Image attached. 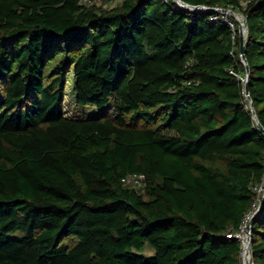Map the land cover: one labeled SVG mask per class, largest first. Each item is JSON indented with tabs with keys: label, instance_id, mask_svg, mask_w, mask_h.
<instances>
[{
	"label": "trees",
	"instance_id": "16d2710c",
	"mask_svg": "<svg viewBox=\"0 0 264 264\" xmlns=\"http://www.w3.org/2000/svg\"><path fill=\"white\" fill-rule=\"evenodd\" d=\"M108 1L0 0V264H240L226 234L256 199L264 135L239 35L174 0ZM244 13L264 127V0ZM69 74L97 114H64ZM251 237L264 264V205Z\"/></svg>",
	"mask_w": 264,
	"mask_h": 264
},
{
	"label": "built area",
	"instance_id": "2783aa9c",
	"mask_svg": "<svg viewBox=\"0 0 264 264\" xmlns=\"http://www.w3.org/2000/svg\"><path fill=\"white\" fill-rule=\"evenodd\" d=\"M102 1L103 0H81V3L86 6H91L94 4H101ZM250 1L251 0H238V4H235L234 2L230 1L229 3H227L226 6L215 5L209 7L206 5H202V8H197L195 10H208L211 13L209 16L210 20H219L223 21L225 24H228V26L232 30V37L234 39L237 34L239 35L240 28L243 31L244 37L247 34V24L244 10ZM237 76L241 79V82L244 85L245 75ZM243 94L246 98L244 89ZM144 179L145 175L142 173H131L124 177L122 179V182L124 183V185L130 187H141L144 183ZM253 189L256 193V199L253 202L251 210H249L243 216V219L236 230L229 231V233L226 234L227 238H235L240 242V264H255L251 243L252 237H249L248 235L247 224L248 221L251 219L254 211L256 210V207L264 193V175L260 184L256 185Z\"/></svg>",
	"mask_w": 264,
	"mask_h": 264
},
{
	"label": "water",
	"instance_id": "95a60500",
	"mask_svg": "<svg viewBox=\"0 0 264 264\" xmlns=\"http://www.w3.org/2000/svg\"><path fill=\"white\" fill-rule=\"evenodd\" d=\"M174 2H176L177 4L185 7V8H188L189 10H195L197 8H202V6H193V5H190L182 0H174ZM246 44H247V40L245 39L244 37V34H243V31L241 30V28L239 29V46H240V57H241V61L243 62V64L245 65V69H246V73H245V81H244V85H243V89H244V93H245V96H246V99L248 101V106L250 108V111L252 113V117L253 119L255 120L258 128L260 129L261 133L264 135V127L260 124V122L258 121L257 119V116H256V111L254 109V102L253 100L251 99L250 97V94H249V87H248V80H249V65H248V62L247 60L245 59V48H246ZM264 205V193L256 207V210L254 211L251 219L248 221V224H247V230H248V235L249 237H251L252 235V227L255 223V220H256V216L257 214L260 212L261 208L263 207ZM251 243H252V240H251Z\"/></svg>",
	"mask_w": 264,
	"mask_h": 264
},
{
	"label": "rangeland",
	"instance_id": "374dc122",
	"mask_svg": "<svg viewBox=\"0 0 264 264\" xmlns=\"http://www.w3.org/2000/svg\"><path fill=\"white\" fill-rule=\"evenodd\" d=\"M120 0L108 1L107 4L110 3H118ZM65 95H64V107L63 111L64 114L70 117H88L90 115H95L98 113V109L87 106V105H79L75 102V96L73 92V81L72 75L69 74L66 78L65 84ZM65 241L69 242V239ZM151 250L149 248L145 249V253L149 254Z\"/></svg>",
	"mask_w": 264,
	"mask_h": 264
}]
</instances>
